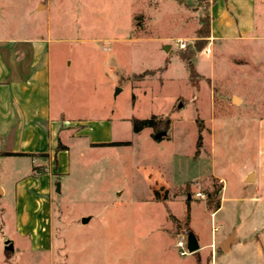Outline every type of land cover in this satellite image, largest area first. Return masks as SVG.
Returning <instances> with one entry per match:
<instances>
[{
  "label": "rangeland",
  "instance_id": "374dc122",
  "mask_svg": "<svg viewBox=\"0 0 264 264\" xmlns=\"http://www.w3.org/2000/svg\"><path fill=\"white\" fill-rule=\"evenodd\" d=\"M208 2L0 0V40L48 26L52 108L71 120L61 133L66 172L54 176L49 247L31 249V232L17 229L16 183L32 170L31 158L0 156L7 190L0 194V264L201 263L195 252L181 255L176 238L187 233L188 214L197 235L211 234L220 182L209 174L216 169L238 181L264 117V0H257L258 37L238 42L200 39ZM151 116L158 127L133 130V117ZM168 118L167 135L155 138ZM202 132L207 143L202 135L195 156ZM112 140L131 143L92 145Z\"/></svg>",
  "mask_w": 264,
  "mask_h": 264
},
{
  "label": "crops",
  "instance_id": "0c3cea01",
  "mask_svg": "<svg viewBox=\"0 0 264 264\" xmlns=\"http://www.w3.org/2000/svg\"><path fill=\"white\" fill-rule=\"evenodd\" d=\"M208 11L211 42L258 37L257 0H209ZM50 40L48 26L36 36L0 40V151L22 152L0 156L31 158L32 170L16 186L17 229L24 234L31 232L33 250L50 244L51 191L54 176L66 172L60 169L58 155L68 150L56 148L59 138L62 140V128L71 122L64 110L53 112ZM258 122L255 145L249 147L255 150L240 166L238 181L230 183L225 173L216 169L209 174L220 182V204L211 212V234L197 235L189 216V226L201 246L195 252L200 264H218V259L226 264H264V117ZM202 133L206 146L207 136ZM6 191L0 176V194ZM31 198L32 208L27 205ZM226 239L227 249L223 247Z\"/></svg>",
  "mask_w": 264,
  "mask_h": 264
},
{
  "label": "trees",
  "instance_id": "16d2710c",
  "mask_svg": "<svg viewBox=\"0 0 264 264\" xmlns=\"http://www.w3.org/2000/svg\"><path fill=\"white\" fill-rule=\"evenodd\" d=\"M210 14L208 15V21H207V28L206 30H198L199 31V37L200 39L204 38L207 39V37L210 36ZM199 44L201 42H198ZM188 54L186 52L182 53V57L187 58L189 63L187 65L188 69L190 70V78L192 80H197L200 77V73H198L196 71V67L194 66L191 57L187 56ZM133 121V130L135 132H140L142 129H144L145 127H158L160 124V122L158 123L156 121V116H151L148 118H138V117H133L132 118ZM169 123H170V119H166L163 124L161 125V127L163 128L162 130H167L169 128ZM201 141H202V134L200 133L198 135V139H197V149H196V153L195 156L198 155L200 153V146H201ZM131 141L130 140H112V141H100V142H93L92 145L94 146H108V145H122V144H130ZM57 150L60 149H68V146L59 138L58 141V145H57ZM0 154H22V152H9V151H0ZM42 155H45L44 153ZM219 190L220 187L217 188V190H215V194H217V200L214 199L213 196V192L210 193V196L212 197L211 199V203L212 201L215 200V206H219L220 204V199H219ZM218 192V193H216ZM189 211V210H188ZM189 214L186 217V231H190L191 228L189 226ZM172 219L177 222V224L179 223L178 218L174 215L171 214Z\"/></svg>",
  "mask_w": 264,
  "mask_h": 264
},
{
  "label": "water",
  "instance_id": "95a60500",
  "mask_svg": "<svg viewBox=\"0 0 264 264\" xmlns=\"http://www.w3.org/2000/svg\"><path fill=\"white\" fill-rule=\"evenodd\" d=\"M164 48H165L166 50H169V48H170V44H165V45H164ZM182 106H183V103L180 102V103L178 104V107H182ZM165 135H167V130H160V131H158V132L155 134V138L160 139L161 137H163V136H165ZM57 191H60V182H58V188H57ZM188 196L191 197L190 194H189ZM89 219H90V217H88V216H84V217L82 218V222H83V223H87V222L89 221ZM186 235H187V245H188V249H189V251H190L191 253H192V252H196V251H198V250L200 249L201 246H200V242H199V239H198L196 233H195L193 230H190V231H187ZM228 244H229V239H226V240L223 242V247H224L225 249H227ZM5 247H6L7 250H13V249H14V244H13V242H12L10 239H7V240L5 241Z\"/></svg>",
  "mask_w": 264,
  "mask_h": 264
},
{
  "label": "built area",
  "instance_id": "2783aa9c",
  "mask_svg": "<svg viewBox=\"0 0 264 264\" xmlns=\"http://www.w3.org/2000/svg\"><path fill=\"white\" fill-rule=\"evenodd\" d=\"M178 43H179V46L181 48L187 47V43L183 39H179L178 40ZM205 51L207 53L210 52L209 49H207ZM196 194H197V196H201V197L205 196V194L203 192H201V191H198ZM175 244H176V247L178 248L179 253L181 255H185L187 253H190V251L188 249V245H187V235H186V233H180V234H178V236L176 238V243Z\"/></svg>",
  "mask_w": 264,
  "mask_h": 264
},
{
  "label": "bare ground",
  "instance_id": "6f19581e",
  "mask_svg": "<svg viewBox=\"0 0 264 264\" xmlns=\"http://www.w3.org/2000/svg\"><path fill=\"white\" fill-rule=\"evenodd\" d=\"M236 100H239L237 97L235 98Z\"/></svg>",
  "mask_w": 264,
  "mask_h": 264
}]
</instances>
